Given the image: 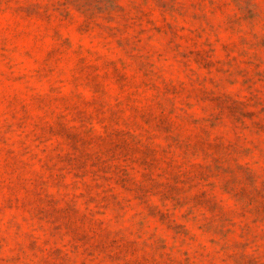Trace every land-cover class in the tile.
Returning a JSON list of instances; mask_svg holds the SVG:
<instances>
[{
	"label": "rangeland",
	"instance_id": "374dc122",
	"mask_svg": "<svg viewBox=\"0 0 264 264\" xmlns=\"http://www.w3.org/2000/svg\"><path fill=\"white\" fill-rule=\"evenodd\" d=\"M0 264H264V0H0Z\"/></svg>",
	"mask_w": 264,
	"mask_h": 264
}]
</instances>
